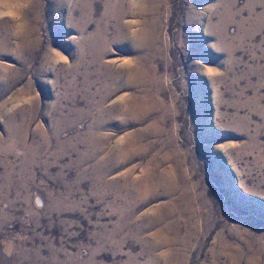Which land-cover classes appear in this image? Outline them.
<instances>
[{
  "label": "rangeland",
  "instance_id": "rangeland-1",
  "mask_svg": "<svg viewBox=\"0 0 264 264\" xmlns=\"http://www.w3.org/2000/svg\"><path fill=\"white\" fill-rule=\"evenodd\" d=\"M0 264H264V0H5Z\"/></svg>",
  "mask_w": 264,
  "mask_h": 264
},
{
  "label": "clouds",
  "instance_id": "clouds-1",
  "mask_svg": "<svg viewBox=\"0 0 264 264\" xmlns=\"http://www.w3.org/2000/svg\"><path fill=\"white\" fill-rule=\"evenodd\" d=\"M0 17H9L15 19L17 17V6L0 0Z\"/></svg>",
  "mask_w": 264,
  "mask_h": 264
}]
</instances>
